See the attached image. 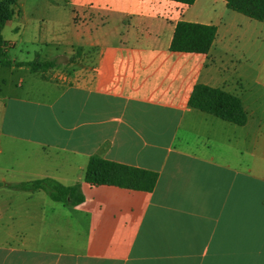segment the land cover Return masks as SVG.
Segmentation results:
<instances>
[{
  "label": "crops",
  "instance_id": "1",
  "mask_svg": "<svg viewBox=\"0 0 264 264\" xmlns=\"http://www.w3.org/2000/svg\"><path fill=\"white\" fill-rule=\"evenodd\" d=\"M63 1L66 29H38V55L55 67L0 68V264H264V61L247 79L241 64V42L264 43V21L225 0ZM15 7L6 24L20 34ZM178 20L216 25L208 52L170 50ZM73 53L85 70L55 79ZM5 68H27L28 89L8 91ZM196 83L239 96L245 124L191 107ZM91 156L156 171L157 182L89 184ZM43 177L83 199L12 186Z\"/></svg>",
  "mask_w": 264,
  "mask_h": 264
},
{
  "label": "trees",
  "instance_id": "2",
  "mask_svg": "<svg viewBox=\"0 0 264 264\" xmlns=\"http://www.w3.org/2000/svg\"><path fill=\"white\" fill-rule=\"evenodd\" d=\"M174 1L190 5L195 0ZM225 1L228 8L251 19L264 21V0ZM17 4L18 0H0V68L29 66L32 71H45L55 67L54 61L41 60L38 54L30 61L13 60L9 57L7 52L8 41L3 37L2 31L6 22L15 13L14 7ZM216 31L217 27L214 24L178 20L174 28L170 50L206 53L215 39ZM188 103L193 108L238 125L245 124L247 120V113L240 97L220 87L196 83ZM157 178L158 173L156 171L98 156L89 157L84 174V180L92 185L106 184L148 191L154 188ZM12 186L24 190L42 189L47 192L51 199L60 202H67L72 199L76 203L83 199L77 186H67L50 177L23 181Z\"/></svg>",
  "mask_w": 264,
  "mask_h": 264
},
{
  "label": "rangeland",
  "instance_id": "3",
  "mask_svg": "<svg viewBox=\"0 0 264 264\" xmlns=\"http://www.w3.org/2000/svg\"><path fill=\"white\" fill-rule=\"evenodd\" d=\"M17 7H22L24 12V20H21L22 26H25L23 31L17 34L12 28V22H10L4 26L2 33L8 41L7 52L9 57L13 60L30 61L34 59L36 54H44L45 52V46L39 41L38 29L40 25H50L52 22H56L54 27L64 30L70 19V12L63 0L58 5L51 4V0H18ZM14 9L15 14H19V9L16 7ZM13 21H17V19H13ZM241 45L245 54L250 57L248 62L241 61V64L244 65L242 71L246 72L245 79H247L255 72L256 61H264V43L257 46L255 40L247 38L241 42ZM72 60H75L74 53L63 56L60 62L61 68L51 72L55 73V79H58L59 76L63 79L64 76L68 80L81 75V72L85 70L86 61L81 62L76 59L74 64L70 65ZM1 77L6 79L8 91L19 88L21 91H26L32 80L27 68H16L11 71L5 68L1 71ZM19 79L23 80L22 87H20ZM232 80L235 83L240 82L236 77H233Z\"/></svg>",
  "mask_w": 264,
  "mask_h": 264
}]
</instances>
